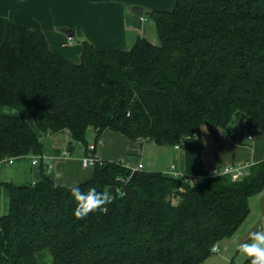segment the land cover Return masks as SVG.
<instances>
[{"label":"trees","instance_id":"16d2710c","mask_svg":"<svg viewBox=\"0 0 264 264\" xmlns=\"http://www.w3.org/2000/svg\"><path fill=\"white\" fill-rule=\"evenodd\" d=\"M150 17L159 43L139 36L129 49H101L85 39L79 62L54 52L41 29L9 22L0 45V162L43 156L40 134H67L65 149L80 145L84 155L90 129L96 147L106 130L174 147L198 141L204 126L227 140L235 121L264 135V0H176ZM39 161L40 180L0 181L9 190L0 264H37L44 249L53 264H207L264 189V159L239 179L220 168L174 176L101 160L73 186Z\"/></svg>","mask_w":264,"mask_h":264},{"label":"crops","instance_id":"0c3cea01","mask_svg":"<svg viewBox=\"0 0 264 264\" xmlns=\"http://www.w3.org/2000/svg\"><path fill=\"white\" fill-rule=\"evenodd\" d=\"M175 2L176 0H0V45L6 38L8 23L13 22L41 29L54 52L79 62L83 50L82 41L85 39L101 49H129L139 36H145L156 43L155 21L150 15L135 14L132 7L141 6L145 11L171 10ZM69 29H73L74 33L68 34L66 31ZM69 36L72 37L71 40ZM239 123L238 135L231 130L232 135L227 140L215 139L207 127L202 128L198 141H187L179 149L149 141L130 140L120 132L106 130L97 143L96 153L100 160H125L130 166L142 163L149 170L167 172L175 164L178 170L194 177L202 175L205 168L216 169L233 162L254 163L263 160L264 135L246 133L251 129L244 122ZM250 134L253 135L252 139L248 138ZM66 136L67 134L62 137H44L47 144L44 155L47 159L43 166L53 173L57 183L73 186L91 176L93 168L89 171L90 167H83L82 148H74L67 157L53 158L66 148ZM4 164L9 166L6 168ZM40 165V161L33 164L32 155L15 157L11 164L3 160L0 162V181L15 184L38 181L41 178ZM8 208L9 190L0 185V215L7 213ZM37 258V264H53L49 250L39 251Z\"/></svg>","mask_w":264,"mask_h":264},{"label":"rangeland","instance_id":"374dc122","mask_svg":"<svg viewBox=\"0 0 264 264\" xmlns=\"http://www.w3.org/2000/svg\"><path fill=\"white\" fill-rule=\"evenodd\" d=\"M156 39V43H159L158 34L156 36ZM2 110L6 113H17L16 109H12L6 106L2 108ZM29 121L35 127L33 119L29 118ZM237 126L238 125L236 121L231 123L229 126L233 133H235V135H238L239 133ZM205 128H207V126L203 127V129ZM246 133H252L254 135L258 134L251 130L247 131ZM44 137L45 135H42L43 140L46 141V138L44 139ZM199 138L200 137L197 136L194 139L199 140ZM86 139L89 143H93L95 141V133L92 129L87 132ZM246 141H248V139H246ZM75 148L80 149L81 147L80 145H78ZM4 165L6 166V168L9 166L7 164ZM91 169L92 167L89 168V171H91ZM249 206L250 212L245 221L236 229V231L231 236L217 243L219 250L213 252V254L207 259V264H228L232 260H234V262L236 263H242L248 257L246 253L240 250V245L251 242L254 233L264 232V189L249 197Z\"/></svg>","mask_w":264,"mask_h":264},{"label":"built area","instance_id":"2783aa9c","mask_svg":"<svg viewBox=\"0 0 264 264\" xmlns=\"http://www.w3.org/2000/svg\"><path fill=\"white\" fill-rule=\"evenodd\" d=\"M72 37L69 36V40H71ZM251 131H253L251 129ZM220 132V131H219ZM190 137H186L183 140H181L180 142H178L175 145V148L179 149L183 144H185ZM249 139L253 138V135L250 134ZM88 153L85 154L83 156L82 159V165L84 168H89V167H93L95 165L96 162L101 161L96 153V144L93 143H89L88 144ZM95 150V151H94ZM69 155V151L67 149H64L60 155H56L53 158H64L67 157ZM40 158L44 159V161L46 162L47 157L45 155L43 156H33V164H37L40 160ZM4 161H6L7 163H13L14 161V157L11 158H7ZM47 162H49L47 160ZM252 164V162L250 161H244V162H233V163H228L226 165H224L222 168H220L219 173H228L232 176L233 179H239L243 176H245L248 173L249 167ZM51 167V163L49 165ZM135 168H144V165L142 163H139ZM168 172L174 176H183L186 175L183 172H181L180 170L177 169L175 164H172L168 170ZM219 247L216 245L214 246V251H218Z\"/></svg>","mask_w":264,"mask_h":264},{"label":"clouds","instance_id":"9594fccd","mask_svg":"<svg viewBox=\"0 0 264 264\" xmlns=\"http://www.w3.org/2000/svg\"><path fill=\"white\" fill-rule=\"evenodd\" d=\"M98 209L99 205H93L87 211H78L76 215L82 218ZM240 250L252 257V264H264V232L254 233L251 242L241 244ZM45 257H47L46 253Z\"/></svg>","mask_w":264,"mask_h":264},{"label":"water","instance_id":"95a60500","mask_svg":"<svg viewBox=\"0 0 264 264\" xmlns=\"http://www.w3.org/2000/svg\"><path fill=\"white\" fill-rule=\"evenodd\" d=\"M132 11L135 13V14H139V15H150L151 14V11H145L143 7L141 6H134L132 7ZM68 34H73L74 33V30L73 29H69L66 31ZM112 191L114 192L115 191V186H112L111 187Z\"/></svg>","mask_w":264,"mask_h":264}]
</instances>
